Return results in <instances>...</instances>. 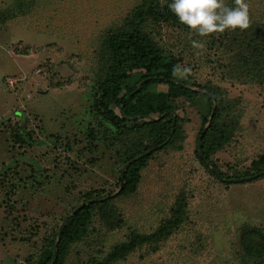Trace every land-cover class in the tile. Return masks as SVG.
Segmentation results:
<instances>
[{
	"label": "rangeland",
	"instance_id": "1",
	"mask_svg": "<svg viewBox=\"0 0 264 264\" xmlns=\"http://www.w3.org/2000/svg\"><path fill=\"white\" fill-rule=\"evenodd\" d=\"M170 2L0 0V264H35L74 207L118 190L124 140L101 139L105 123L94 105L111 61L107 39L137 19L134 9L154 4L162 11ZM244 2L247 28L206 37L142 12V32L174 56L176 76L198 94L170 99L179 125L174 141L151 154L133 193L94 207L58 264H248L240 234L264 227V172L226 181L194 151L208 111L206 87L226 109L221 119L238 125L212 156L216 170L242 172L264 153V0ZM166 89V83L150 87ZM90 190L103 197L84 200ZM104 208L118 227L106 223ZM141 237L149 239L111 259L116 245ZM249 264H264V256Z\"/></svg>",
	"mask_w": 264,
	"mask_h": 264
},
{
	"label": "trees",
	"instance_id": "2",
	"mask_svg": "<svg viewBox=\"0 0 264 264\" xmlns=\"http://www.w3.org/2000/svg\"><path fill=\"white\" fill-rule=\"evenodd\" d=\"M230 7H233V5H230ZM146 8L138 7L134 9L137 19L130 20L126 28L109 32L107 45L111 50V61L96 89L99 96L95 99L94 105L100 110V116L105 123L103 124V130L100 132V137L110 144L116 143L117 145L124 140V144L119 145L118 150V160H120L122 166L140 154L151 150L148 155L132 161L123 170L121 168L118 180L122 182V187L114 198L133 193L138 185L140 170L145 166L151 154L172 143L179 133L178 118L171 110L170 99L176 95L191 98L194 94H198V92L190 89L189 83L178 78L176 73L174 74V69H177V60L174 56L164 53L141 30L142 12L144 10H146V15H150L154 19L169 17L173 21L179 22L178 19L169 10L168 4L163 7L162 11H158L159 7L154 4L148 5ZM155 83H166V92L151 91L150 87ZM203 88L212 94L211 88ZM202 95L208 104V111L202 116L194 151L196 158L203 166L213 165L216 167L212 156L231 140L238 125L237 123L230 124V121L221 119L222 108L225 109V107L221 106L219 96L212 95L215 99L216 108L208 127L202 133L214 103L212 97L208 94ZM109 104H114L118 112L110 108ZM14 134V136H18L20 132ZM90 134L91 137L96 138L92 132ZM200 134L203 135L200 139L201 149L199 152L197 141ZM165 141L166 143H164ZM209 170L214 172L211 167ZM218 171L225 179L252 176L264 171V153L259 158L253 159L248 168L242 172L229 175L223 174L220 170ZM95 192V190H90L84 193V200H88L93 196L103 197L100 193ZM110 194L111 192L107 193L108 198L106 200L85 203L74 213L70 212L66 216V223L57 242L56 259L52 261L57 232L45 245L41 257L35 264H58L68 244L78 240L85 232L94 207L97 205L100 207L106 206L108 200L111 199ZM182 209L183 203L178 206L177 211H182ZM101 210V216L109 227H118L121 222L114 219L112 211L105 208ZM148 239L149 237H141L138 240L133 239L127 243L116 245L114 252L111 254V259L124 258L137 243L145 242ZM240 246L242 259L246 263H256L261 260L264 256V227L250 226L247 232L240 234Z\"/></svg>",
	"mask_w": 264,
	"mask_h": 264
},
{
	"label": "clouds",
	"instance_id": "3",
	"mask_svg": "<svg viewBox=\"0 0 264 264\" xmlns=\"http://www.w3.org/2000/svg\"><path fill=\"white\" fill-rule=\"evenodd\" d=\"M235 7H227L223 0H171L169 10L178 21L195 34L206 37L226 29L248 27V5L235 0ZM195 43V42H194ZM178 69H174V74ZM188 69H184L187 72Z\"/></svg>",
	"mask_w": 264,
	"mask_h": 264
},
{
	"label": "water",
	"instance_id": "4",
	"mask_svg": "<svg viewBox=\"0 0 264 264\" xmlns=\"http://www.w3.org/2000/svg\"><path fill=\"white\" fill-rule=\"evenodd\" d=\"M202 92H204L205 94H208L210 97H212L213 101H215L214 97H213L210 93H208L207 91H204V90H202ZM215 108H216V104L214 103L213 106H212L211 112H210V114H209L208 121H207V123L205 124V126H204L203 129H202V133H204L205 130H206V128L208 127V125H209V123H210V120H211V118H212V116H213V114H214ZM202 135H203V134H200L199 139H198V141H197V144H198V151H199V152H200V149H201L200 139H201ZM164 143H166V141H165ZM150 152H151V150H148V151H146V152L140 154L139 156L133 158L131 161H128L126 164L123 165L122 170L124 169V167H125L126 165H128V164L131 163L132 161L137 160L138 158H140V157H142V156H144V155H148ZM211 169H212L217 175H219L221 179H223L222 176L220 175L219 171H217L213 166H211ZM263 172H264V171H261V172H259V173H256V174H254V175H252V176H248V177H241V178H236V179H225V180H226V181H238V180L242 181V180H246V179H250V178L258 177V176H259L260 174H262ZM121 187H122V182H120L118 190H117L116 192H114L113 194H111L110 196H113L114 194L118 193L119 190L121 189ZM110 196H109V197H110ZM105 198H106V197H105ZM102 199H103V198H102ZM84 204H85V203H82V204H80L79 206H77L76 208H74V209L71 211V213H74L76 210H78V209H79L82 205H84ZM66 219H67L66 217L63 218L61 224L59 225L58 232H57V236H56V242H55L54 250H53L54 255H53V260H52V261H54L55 258H56V254H55V252H56L57 242L59 241L61 231H62V229H63V227H64V225H65V223H66Z\"/></svg>",
	"mask_w": 264,
	"mask_h": 264
}]
</instances>
